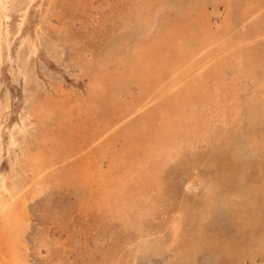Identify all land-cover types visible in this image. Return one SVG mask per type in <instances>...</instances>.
<instances>
[{"label": "rangeland", "instance_id": "obj_1", "mask_svg": "<svg viewBox=\"0 0 264 264\" xmlns=\"http://www.w3.org/2000/svg\"><path fill=\"white\" fill-rule=\"evenodd\" d=\"M142 15H150L149 24ZM0 21V174L8 185L27 182L16 195L24 220L18 264H264V119L253 126L247 120L251 98L264 106V0H0ZM181 39L194 53L178 73L162 72L160 88L100 80L108 71L134 73L137 48L151 54L155 45ZM170 51L163 55L169 65ZM189 98L198 100L189 114L204 109L229 122L217 120L211 143L164 169L161 191L146 187L131 200L141 228L107 219L98 192L79 180L63 183L76 162L52 153L50 138L65 128L49 105L70 111L67 140L89 145L83 160L100 176L123 179L159 116ZM38 151L53 163L41 174L28 163ZM105 153L113 167L102 161ZM230 161L247 165L250 195L239 181H221ZM157 242L160 251L151 248Z\"/></svg>", "mask_w": 264, "mask_h": 264}, {"label": "bare ground", "instance_id": "obj_2", "mask_svg": "<svg viewBox=\"0 0 264 264\" xmlns=\"http://www.w3.org/2000/svg\"><path fill=\"white\" fill-rule=\"evenodd\" d=\"M149 2H146V3L150 4ZM155 6H157V5H155ZM142 7L146 8L145 6H142ZM154 7H152V9ZM153 13L151 12V14H153ZM148 14H150V13H148ZM1 15H2V13H1ZM142 16H144L143 17L144 20L146 22H148V24H149V22L151 20L150 15L149 16L148 15L147 16L142 15ZM138 18H140V17H138ZM0 29H1V21H0ZM171 34H173V33H171ZM176 36H177V34H176ZM2 40L3 39H2V36L0 33V64H1L2 56H3V54H2L3 49L1 48V47H3L2 46ZM181 40H182V42L179 41V43H175V44L171 43L170 45L167 44V46L165 45V43L157 44V45H155V47H153L154 52L151 54H149L148 50L144 51V48H141L142 50L137 48V51L134 54V59H132V62L134 63V65L131 67V71L133 70L137 76H135V74L130 72V71L127 72L126 70L124 73H122L120 75L113 76V73L108 71L103 76H100L101 77L100 80L102 79V81L104 83L107 82L109 85L110 82L112 81V79H113V81H119V82L123 83V80H126V79L128 80V78H129L134 82L140 81L141 84L143 82L144 85L146 83L148 86L149 85H155V86L160 88V86L162 85L163 79L162 78L159 79L158 77H160V75H162V72L169 70L171 72L178 73L182 68V64L184 62H186L187 59L194 53L193 49H190L191 45L189 43H185V40H183V39H181ZM172 44H173V47L171 48ZM34 50H36V48H34ZM134 50H136V48H134ZM169 50H171L170 53L173 54V55L171 54L173 57L170 61L171 62L170 65L166 61V56H163L164 54L165 55L169 54ZM125 53H126V51H125ZM126 56L127 55H124V58L127 60L128 57H126ZM175 56H176V59H175ZM131 57H133V55ZM240 59H242V58H240ZM121 61L123 62L122 59H121ZM252 62H253V58L251 59V63ZM240 64H242V63H240ZM246 65H248V64H246ZM240 66H242V65H240ZM244 70H245V68H244ZM94 77L97 78V79L95 78V81L98 85L97 87H101V85L104 86L103 83L98 82L99 75L97 76L95 74ZM104 79H107V80H104ZM95 84H93V86ZM108 85H106V86L109 87ZM110 89L111 88L109 87L107 90H110ZM110 91H109V93H110ZM103 96L107 97L108 94H104ZM104 101H105V99H104ZM197 101H198L197 99H192V98L185 99L181 103L174 104L177 108L175 109V111H173V114L172 113L170 114L168 112V113H165L163 116H159V118H162V119L164 118V119L163 120L161 119L162 120L161 124L157 123V122H155L153 124L154 126H152V128H151V130L153 131L152 132L153 138L150 141H148L149 144H146V146L144 148L143 147L140 148L141 150L139 151V153L141 154L140 155L141 158L138 161L135 160L132 162L134 167L132 164L126 165V168H125L126 176L123 179L120 177H116V176L114 177V174H112V176L111 175L107 176V173H106V175H103V174L101 176L98 175V172L96 171V169H93V167L90 166V162L86 163L83 160L84 157H82L83 156L82 154L86 151L85 149H87V147L89 145L86 143L83 145L77 144L73 140L72 141L67 140L68 127H67L66 121H68V119L72 116L71 115L68 118L69 115H67V114L70 111L66 110L65 107L60 106L59 104L49 105L51 108L50 109L51 116H53L55 119L58 118V121L60 123L59 122H57V123L59 125L61 124L60 126H58V128L61 127L62 130L65 128V131L62 134H60V135L57 134L58 136L54 135L53 132L51 130H49V132L53 134V137L50 138V142H53V145L51 144V146H50L52 153L55 154L56 157L62 158L63 162H65V163L69 162L71 160L73 162H76V166L74 167V169L67 171V173L63 177V181H64L63 183L69 184V183H73V182H76L77 180H79L80 183L84 184V188H86L89 192L92 190L98 192V195H99L98 199H100V202H102V208H103L102 214H104V216H106L107 219H112L113 217H116V218H119V220L126 222L127 224L130 223V226L132 224L133 225L132 227H134V226L136 227L137 223H138V226L140 227L141 226L140 224H142L140 222L141 219H139L140 215L139 214H133L132 215V213H131L132 208H133L131 206L132 204L130 205L131 200L134 201L135 199L137 200V198L139 199L140 192L143 191L144 188H146V187H147V189H150V191L152 188V192L158 193L159 191H161L162 190V188H161L162 187V180H163L162 173H163L164 169L167 166H169L171 163H173V160L174 159L176 160V158H178V156H180L181 153L185 152L186 150L194 148L198 144L211 143L212 138L215 134L214 126L216 125L217 120L224 125L228 124V122H229V119L227 116H223L222 118H218V119L214 118V116L212 118L207 117L205 112H204V109L196 111V112H198L197 114H194V112L189 114L186 108L194 106L196 104L195 102H197ZM203 102L206 103L205 101H203ZM219 112H221V111H219ZM249 112L251 115L248 116L247 120L251 126H253V124L255 123L256 120L264 119V117H263L264 116L263 115L264 114V106H262V104H260V103H256V100L253 98H251L249 101ZM108 130L106 129V131H108ZM49 132H46V134H48ZM154 137H155V139H154ZM15 144H16V140L13 136H11L10 137V145H15ZM115 154H117V153H115ZM233 154H235V152H233ZM84 156H86V155H84ZM103 158L104 159H102V161H105V159H107L109 161V165H110L109 167H113L114 162L112 160L115 159V158H113V156H111V158H109V156L106 154ZM28 159H29L28 163H30V166L31 167L34 166V169H36L40 174L42 172L46 171L48 165L52 166V164H53V163L51 164L49 158H45L43 156L41 151H38L37 153H35L34 156H32L31 158H28ZM123 160L125 161L126 159L123 158ZM99 161H101V159ZM120 161H122V160H120ZM127 161H128V159H127ZM122 163H123V161H122ZM99 164H100V162L98 163V165ZM96 168H97V166H96ZM128 168H129V171H128ZM103 169H104V167H103ZM246 169H247L246 164L238 163L235 161H230L229 163H226V165L223 167V170L219 172V173H221L220 174L221 181L227 185L232 183V182L234 183L236 181H239V183L243 187L241 189V193H243L244 195H250L251 189L250 188L248 189L246 186L247 185V182L245 179L246 178L245 177ZM248 169H249V167H248ZM247 171H249V170H247ZM35 173H36V171H35ZM253 185H255V184H253ZM26 187H27V182L24 180L18 181L16 183V185H14V186L12 184L8 185L5 177L0 174V220H1V222H0V264H18V262H17L18 254L16 253V251H17V245H16L17 242L16 241L18 238L17 232H19L22 224L24 223V220L21 217L22 212H21V208L19 205V203H20L19 201L21 198H17L16 195L19 194L22 191V189H25ZM74 187L77 188L76 186H74ZM79 188H81V187H79ZM153 189H154V191H153ZM259 190H260V188H259ZM83 191H85V190H83ZM86 191H85V193L87 194L88 191L87 192ZM94 191H92V192H94ZM253 192H255V191H253ZM260 193H262V192L260 191ZM142 194L145 197V194L144 193H142ZM257 194H258V192H257ZM161 195L164 196L163 194H161ZM257 197H258V195H257ZM92 199H94V198H92ZM256 199L257 198H255V201H256ZM147 204H149V202ZM89 205H90V203H89ZM139 205H143V204H139ZM146 205H144V206L146 207ZM94 206H95V204H94ZM144 206H142V207H144ZM246 206H248V205H246ZM147 207H148V205H147ZM148 208H150V207H148ZM248 208H250V207L248 206ZM141 209H143V208H141ZM150 210H151V208H150ZM152 212H151V214H152ZM98 213H100V211ZM141 213L142 212H140V214ZM94 214H95V212H94ZM137 215H139V216H137ZM136 216L138 218H136ZM142 216H143V214H142ZM248 217H250V216H248ZM135 219H137V220L135 221ZM108 223H110V222H108ZM251 223H249V224L251 225ZM176 225H177V223H176ZM177 227H178V225H177ZM178 229H179V227H178ZM178 229H176V230L178 231ZM201 240H203V239H201ZM204 240H206V239H204ZM143 244H144V248L146 249L145 250L146 252H147V250H150V248H149V246H147L146 242H144ZM162 246H163V244L161 242H157L156 244L152 245L151 248H152V250L160 251L162 249Z\"/></svg>", "mask_w": 264, "mask_h": 264}]
</instances>
